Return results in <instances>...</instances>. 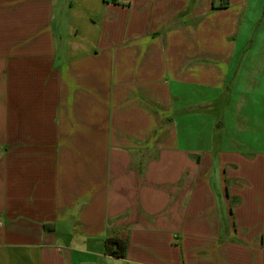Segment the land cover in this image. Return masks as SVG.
Segmentation results:
<instances>
[{"label": "crops", "instance_id": "0c3cea01", "mask_svg": "<svg viewBox=\"0 0 264 264\" xmlns=\"http://www.w3.org/2000/svg\"><path fill=\"white\" fill-rule=\"evenodd\" d=\"M0 264H264V0H0Z\"/></svg>", "mask_w": 264, "mask_h": 264}, {"label": "trees", "instance_id": "16d2710c", "mask_svg": "<svg viewBox=\"0 0 264 264\" xmlns=\"http://www.w3.org/2000/svg\"><path fill=\"white\" fill-rule=\"evenodd\" d=\"M48 228L49 225H44ZM128 248V234L124 230H115L104 238V254L114 258H125Z\"/></svg>", "mask_w": 264, "mask_h": 264}]
</instances>
